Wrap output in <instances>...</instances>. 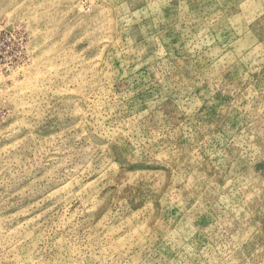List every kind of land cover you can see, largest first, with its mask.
<instances>
[{
    "label": "rangeland",
    "instance_id": "1",
    "mask_svg": "<svg viewBox=\"0 0 264 264\" xmlns=\"http://www.w3.org/2000/svg\"><path fill=\"white\" fill-rule=\"evenodd\" d=\"M0 264H264V0H0Z\"/></svg>",
    "mask_w": 264,
    "mask_h": 264
}]
</instances>
